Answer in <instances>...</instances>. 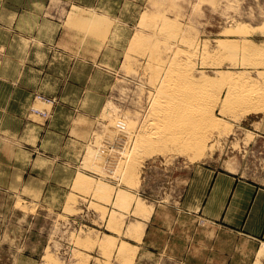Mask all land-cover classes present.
I'll use <instances>...</instances> for the list:
<instances>
[{"label":"rangeland","instance_id":"374dc122","mask_svg":"<svg viewBox=\"0 0 264 264\" xmlns=\"http://www.w3.org/2000/svg\"><path fill=\"white\" fill-rule=\"evenodd\" d=\"M75 9L100 17L102 34L70 28ZM175 28L196 45L171 47L195 46L197 71L210 76L217 64L203 65L201 51L237 44L218 66L232 85L255 87L253 108H237L242 92L230 94V115L211 107L218 122L197 159L164 140L139 147L154 124L138 95L141 54L154 47V57ZM263 33L264 0H0V264H82L96 247L104 264L115 251L124 264H264L261 240L231 227L220 206L230 181L264 188ZM247 55L254 66H241ZM137 201L152 207L147 218Z\"/></svg>","mask_w":264,"mask_h":264},{"label":"bare ground","instance_id":"6f19581e","mask_svg":"<svg viewBox=\"0 0 264 264\" xmlns=\"http://www.w3.org/2000/svg\"><path fill=\"white\" fill-rule=\"evenodd\" d=\"M101 23H102V21H101L100 17L86 15V14L82 13L81 10H77V9H75L70 14L69 20H68V24H69L70 28L75 29V27H77V28L83 29L87 32L94 29L95 34L99 35V36L102 34V31H101L102 29H100ZM174 27H175V24H174L173 28ZM254 28H256V27H254ZM164 29H165V27H164ZM175 29H174V31H173V29H170L169 31H164V34H165L164 36H162V34H161V37H164L165 39L163 38L164 39V41L162 43L163 45H161L162 47L158 49L160 51L157 52V54H155L154 57L150 56V54L153 53L154 47L152 49L150 48L149 50L147 49L149 52H147V53L143 52L141 54L144 57H145L144 54H148L147 55L148 58H147V63H146L147 65H145L146 67L143 68L144 73L139 78L140 79L139 81L141 83L140 84L141 87L138 91L139 92L138 95L141 94L142 91H144V92L146 91V94H147L146 95V101H148V99H150L149 105H148L149 113L151 112L150 114H152L154 116V117L152 116L153 119L152 118H150V119L153 120L155 126H154V124H153V127L149 126V128H152L151 131L149 130V128L142 130V128L140 127L142 132H144L142 135L145 137L143 139V137L141 136L140 138L142 141H140V142L145 143V141H146V144L145 145H144V143L140 144V142H139V145H140L139 147L146 148L147 142L152 143L153 141H157V140L160 142L161 145H163L162 143L164 140L165 145H166V143H168V145L170 144L169 146L173 145L174 148H177L181 144L179 148H183V149H181L182 151L184 149H186L185 150L186 152H187V150H191V148L193 147L195 149V151L193 150L195 153V154L193 153V155L195 156L198 153V155L195 156V158H196V157H199L201 155L200 153L203 151L202 149H204L203 143H205L206 138L208 139V138L213 137L214 133H215V132H213L214 130H212L213 129L212 127H214V126L216 127L217 122H218V118L214 117V114H212V110L215 107L214 108H211V107L217 106V105H219V103H221V105H222L221 108L223 106H225V108H228V109H226V112H228V114L230 115V94H232V95L234 94L238 98L240 96L239 93L242 92V94L246 93V97L240 96L238 98V100H237L238 102L236 101L237 108H238V106H241V108H242V106L243 105L245 106L246 103H247V105L249 104V108H251L252 106H254V104H252V103H254V101H255V100L252 101L253 100L252 97L254 96V94L252 96V93L254 92L252 90V88L254 89L255 87L253 86L251 88V85H250V88H251L250 89L247 86L246 89L244 88L245 89V91H244V89L242 90V86L240 88L237 85H232V83H230V80H231L230 79V72L223 71L224 67H222L223 69L219 68L220 64H222L225 61L226 56L230 55V51L232 50V52L234 53L237 50V48H238L236 46L237 44L236 45H234L235 43L231 44L230 40L226 39V40H221V41L219 40L217 43V46L212 51H209L210 49L206 50L205 48H203L205 50H204V52L201 51V53H200L201 56H199V57L204 58V60H202L201 63L203 65L204 64L206 65L207 63H211V64L216 63L217 64V66H216L217 70L213 71L214 74L212 73L214 76H210L204 72L199 73L197 71L194 58H196V56L199 53L197 54L196 49L194 50L195 46L193 49L187 48V47L186 48L182 47L183 49H181V48L178 49L176 47L177 48L176 49L174 47H171L174 42H177V40H176L177 38H182V40H184V44L188 47H193L194 43L196 45L195 41L192 42L191 41L192 39H189L187 33H186L187 37H184L183 34L181 36L182 32L177 33V31H179V29L178 30L176 29V32H175ZM226 30H228V29H226ZM187 31H188V29H186L185 32H187ZM220 32H221V30H220ZM138 37H139V35H138ZM166 39H167V41H166ZM172 41H174V42H172ZM180 41L181 40L179 39L178 42H179V44L182 45L183 41L182 42H180ZM133 42H135V41H133ZM170 43H172V45ZM197 44H199V43H197ZM151 45H153V44H151ZM247 46L250 47L249 50L251 51V45H247ZM155 48H156V46H155ZM241 48H243V50H242L243 52H247L245 50V47H241ZM141 49H144V48H141ZM145 49H146V47H145ZM254 49H255V47L253 48V51H252L253 53H254ZM259 49H261V48H259ZM147 50H145V51H147ZM256 50L257 51L254 53V55L258 52V49H256ZM250 51L248 53H250ZM237 52H238V50H237ZM260 52L261 51H259V53ZM253 53H251V55ZM261 53H262V56H264L263 51ZM248 55L246 56V58H244V59H246V61L243 59L244 60V66L241 65L242 67H245L247 64H250V65L253 64V66H254V63L257 62V60H259L256 57L252 56L253 58L256 59V60L254 59L255 62L252 61L253 60L252 58H251L252 60L250 58H248L251 60V61H248V59H247ZM257 55H258V53H257ZM231 59H233V58L231 57ZM233 60H235V59H233ZM201 63L199 65H201ZM234 64H235V62H234ZM240 64H243V63H240ZM210 66H212V65H210ZM229 67H230V65H229ZM218 69H220V70H218ZM145 76L147 79L146 86H145V82H144ZM234 79L235 78H233V80ZM233 83H235V82L233 81ZM249 84L253 85L252 81H249ZM140 90H141V92H140ZM250 91H251V94H250ZM257 91L258 90H256V92ZM144 92L142 93V95L143 94L145 95ZM155 93H156V95L152 99V94L154 95ZM257 93H259V92H257ZM250 96H252V97H250ZM138 99L140 100L139 96H138ZM247 107L248 106H245L243 108H245V110H246ZM241 108H239V109H241ZM247 111H250V110H247ZM147 113H148V111H147ZM146 115H148V114H146ZM147 119L148 118H146L143 122L147 121ZM153 122H151V123H153ZM145 123H147V122H145ZM142 124H144V123H142ZM144 127H147V126H144ZM217 133L218 132H216V134ZM146 135H148V136H146ZM204 139H205V141H204ZM166 141H169V142H166ZM136 145L137 146H135V149H137L136 147H138V144H136ZM142 145H144V146H142ZM155 145L158 146L159 143L155 144ZM161 145H160V147H161ZM148 146H149V143H148ZM148 146L146 148V151L149 148ZM141 148L139 150H141ZM163 148L165 149V151H166V149H168V147H164V146H163ZM141 152H142V150H141ZM148 152L150 153L151 151L149 150ZM142 155L143 154H141V156ZM80 181H81V183L85 182V180H83V179H81ZM101 188L103 189V187H101ZM127 196L128 195H126L124 192L119 191L116 193L115 200L117 203L127 204L128 203V197ZM140 204H141L140 201L136 202V205H135L136 209L134 210V212L138 213V214L141 213L140 216H142V213H143V214H145V216L147 218L151 214V208L152 207L151 208H145L142 206L143 204L142 205H140ZM143 227H144L143 225L142 226L139 225V229L136 232L137 236L142 235ZM135 249L136 248H134L133 250H135ZM133 253H134V251H132V254ZM263 253H264V250L261 249L260 252H258V256H261ZM129 259H131V258H129ZM124 262H125V260H124Z\"/></svg>","mask_w":264,"mask_h":264},{"label":"crops","instance_id":"0c3cea01","mask_svg":"<svg viewBox=\"0 0 264 264\" xmlns=\"http://www.w3.org/2000/svg\"><path fill=\"white\" fill-rule=\"evenodd\" d=\"M221 187L229 191L225 199H220V201L226 200L225 203L221 202L220 206L222 207V211L229 212L230 206V218H225L226 222L229 223L228 221H230L231 227L241 229L247 238L260 239L261 243L264 244V188H256L253 184L243 181H230V183H226ZM210 218L217 221V218ZM153 219L154 215H152L146 223L143 235L144 240L152 229ZM111 236L117 237V234L113 232ZM138 248L141 247L139 246ZM98 250L99 248L97 247L89 251L84 248L82 253L84 258H88V261L82 264H104V256H102ZM44 252L45 247L42 254H44ZM116 253L117 251L114 252L113 259L106 264H124L121 259L115 260Z\"/></svg>","mask_w":264,"mask_h":264}]
</instances>
